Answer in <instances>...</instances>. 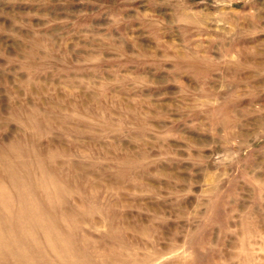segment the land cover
Here are the masks:
<instances>
[{
  "label": "rangeland",
  "instance_id": "1",
  "mask_svg": "<svg viewBox=\"0 0 264 264\" xmlns=\"http://www.w3.org/2000/svg\"><path fill=\"white\" fill-rule=\"evenodd\" d=\"M0 264H264V0H0Z\"/></svg>",
  "mask_w": 264,
  "mask_h": 264
}]
</instances>
